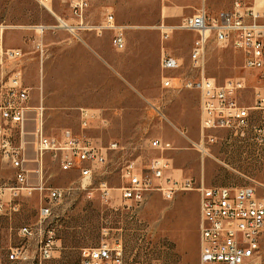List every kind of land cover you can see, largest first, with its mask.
Segmentation results:
<instances>
[{
	"label": "rangeland",
	"instance_id": "rangeland-1",
	"mask_svg": "<svg viewBox=\"0 0 264 264\" xmlns=\"http://www.w3.org/2000/svg\"><path fill=\"white\" fill-rule=\"evenodd\" d=\"M233 1L89 0L85 22L100 25L111 12L116 24L127 26L125 48L110 51L109 75L114 81H110L107 92L102 68L79 58L76 49V43H91L97 32L71 31L62 25V21L76 24L68 2H53L54 15L36 0H0V24L6 26L4 44L23 51L21 58L8 65L21 71L24 85L30 89V103L41 100L46 77L56 90L51 108H47V134L62 138L63 131L58 128L64 126L71 127L65 134L84 132L99 146L118 142V148L108 150L107 162L93 174L89 192L80 188L78 168L64 171L51 155L45 157V185L67 190L66 198L46 220L57 236V251L50 264H78L82 248L116 240L123 243L130 262L199 264L198 193L178 192L168 200L152 191L141 206L128 207L130 201L122 198L119 187L129 159L148 165L163 155L170 158V174L177 178H192L205 186L253 185L257 195L264 198V141L230 135L229 130L221 129L213 131L215 142L200 146L199 92L184 87L186 78L201 75L190 61L195 34L176 30L163 39L157 28L162 22L178 24L204 4L210 12H217L229 9ZM40 26L46 28L41 31ZM110 33L96 38L100 47L103 43L111 47ZM37 43L42 44L43 52ZM161 51L179 58L181 66L162 71ZM6 70H0V79ZM163 74L178 78L171 88L162 87ZM204 74L218 83L228 78L244 79L245 88L238 98L248 106L254 104L255 91L261 87L259 72L244 67L241 52L215 41L206 47ZM36 84L37 93L33 89ZM64 85L70 96L57 92ZM81 108L96 113L100 120L83 130ZM155 138L169 141L172 148H154ZM103 180L113 188L109 201H103L96 190ZM13 184L15 169L0 154V185ZM42 197L38 190L18 194L12 202L14 208L0 214V264H9L8 247L22 242L18 229L39 221ZM262 246L264 259V231Z\"/></svg>",
	"mask_w": 264,
	"mask_h": 264
},
{
	"label": "built area",
	"instance_id": "built-area-1",
	"mask_svg": "<svg viewBox=\"0 0 264 264\" xmlns=\"http://www.w3.org/2000/svg\"><path fill=\"white\" fill-rule=\"evenodd\" d=\"M54 15L53 2H68L71 12L77 19L74 30H95L102 34L112 32L113 45L125 48L127 26L116 24L114 14L109 12L100 25L85 22V12L89 0H36ZM205 1V0H200ZM67 28L69 25L66 26ZM0 24V70L22 57L19 47H7L4 44V29ZM41 31L46 27L40 26ZM163 39H168L176 30L195 34L190 51L193 67L201 71L198 79L186 78L184 87L196 89L201 96L200 146L215 142L213 131L227 129L230 135L250 136L258 142L264 141V0H234L229 9L210 12L201 6L195 13L184 16L178 24L164 22L157 27ZM69 29V28H68ZM210 41L222 46H232L241 52L246 69L259 72L261 87L255 91L254 104L251 106L239 102V94L245 88V80L228 78L218 83L215 78L204 74L206 47ZM43 52L41 44L37 45ZM160 65L162 71L177 69L181 66L179 58L162 52ZM162 86L171 88L173 76L162 75ZM29 90L22 82L19 69H12L0 81V150L3 158L15 169V184L0 185V214L9 212L13 201L7 200L10 191L38 190L42 197L39 221L26 224L18 229L22 242L8 247L6 260L9 264H50L57 251V236L50 221L53 208L67 195L62 187L46 186L44 182L43 161L47 153L59 161L62 170L73 167L80 170V186L89 190L94 173L107 162L108 150L118 148V142L108 147L99 146L87 134L76 135L67 132L63 138L46 134L44 128V108L36 109V128L33 132L34 153L29 158L25 142L16 143L12 134L15 129L24 131L28 117ZM86 116V113L83 112ZM260 120L256 121L257 118ZM86 118V117H85ZM87 126L86 120L83 127ZM152 146L160 151L169 150V141L155 138ZM34 161L36 168L29 167ZM170 158L163 155L150 160L145 167L138 159H129L122 169L125 179L119 187L124 200L132 205H140L146 194L158 191L165 199L181 191L199 193V264H264L262 232L264 231V198L257 195L253 185L246 186H205L197 185L192 178L170 175ZM40 175V180L31 182L30 174ZM100 198L109 201L113 188L106 181L97 186ZM78 264H143L130 262L121 241L102 242L94 247H84L80 251ZM151 264H161L153 262Z\"/></svg>",
	"mask_w": 264,
	"mask_h": 264
},
{
	"label": "crops",
	"instance_id": "crops-1",
	"mask_svg": "<svg viewBox=\"0 0 264 264\" xmlns=\"http://www.w3.org/2000/svg\"><path fill=\"white\" fill-rule=\"evenodd\" d=\"M76 23H77V19H76ZM69 30H70V28H69ZM79 30H85V29H79ZM106 32H111V31L105 30L102 34L96 33V36H97L96 38H99V37L103 36L104 33H106ZM96 38H93L91 40V43H88V44H85V45L82 44V43L81 44L80 43H76V49L78 50L77 53L79 54V58H82V59L86 58L88 60L89 65H91L92 67H100V68H102V70H103L102 78L105 81V85L103 86L105 88H103V89H106L107 92H109V88H110L109 87L110 86L109 83H110V81H111V83H113V81H114V78L110 77V75H109L110 74L109 71H110V68H111L110 67L111 66L110 51L112 52L114 49H117V48L112 43V32L110 33L111 47H108V45H107V48H106V46H105L106 44L103 43V45H101V47H102L101 48L100 47L101 43H99L96 40ZM38 44H41V43H37V45ZM125 46H126V43H125ZM162 52L163 51H161V55H162ZM160 60H161V57H160ZM3 68H5L7 70H6L5 73H3L2 78H3V76H6L9 73L10 70L16 69V67H9V65L4 66ZM111 76H112V74H111ZM2 78L0 79V81L2 80ZM177 79H178L177 77L173 76V82L174 83L177 81ZM22 82H23V75H22ZM23 85H24V82H23ZM33 89L37 93L38 85L36 84L33 87ZM28 90H29V100H28L29 111H28V117H27V119H26V121L24 123V131L20 132V130L17 128V129H15V132L12 134V137L15 139L16 143H19L20 140L25 142V145H26V148H27V154H28L29 158L33 159L34 156H35L33 132H34V130L36 128V109L39 107V105L43 106V108H44V128H45V132L47 134V125H46V123H47V110H48L47 108H51V98L55 95V91L56 90L52 89L51 81H50V79H48L46 77L45 81L43 83V89H42V93H41V100L39 102H37L35 105H32L30 103V101H31V93H30V89H28ZM191 90H196V89H191ZM57 92H59V94L63 93L62 94L63 96H64V94L70 96L69 89L67 88L66 91H65V85L62 86V88H60V90H58ZM107 95H109V93H107ZM44 99H46V104L47 105L45 104ZM199 106H200V118H201V96H200V92H199ZM81 109L83 111V109H85V108H81ZM84 113H86V116L83 115V120H82V128H83V130L87 129L90 126L91 122L95 121L96 119H98V121L100 120V117L97 116L96 113H90V112H84ZM84 120H86V122H87V126L86 127H83V121ZM101 121L104 122L105 120L101 119ZM0 122H1V119H0ZM199 127H200V122H199ZM70 128L71 127H64V126H61L60 128H58V130L60 129L61 131H63L61 133L62 134L61 135L62 138L64 137L63 135L65 134L66 129H70ZM48 135H50V134H48ZM50 136H52V135H50ZM57 138H60V137H57ZM0 154L2 156L1 150H0ZM47 155H51L52 156L51 153H47L45 155V157ZM45 157H44V159H45ZM55 160L58 161L57 159H55ZM58 163H59V161H58ZM28 165L31 168H36L37 167V163L34 162V161H30L28 163ZM148 165H144V166L147 167ZM73 168H77V167H73ZM73 168H71L70 170H72ZM43 170H44V161H43ZM70 170H67V171H70ZM170 172H171V170L169 171V174H170ZM79 175H80V170H79ZM170 175L174 176V173L170 174ZM45 176H46V173L44 172L43 177H45ZM40 178H41L40 175H37V174H34V173L30 174V180L32 182H34V183L38 182L40 180ZM82 190H84V189L82 188ZM96 190H97V188H96ZM181 192H184V191H181ZM22 193L31 194L32 191H17V192L10 191L8 193V195H7V200L8 201L16 200L17 199V195L18 194H22ZM127 205H128V207H133L134 209H136L139 206H141V204L140 205H132L131 206V203H127ZM198 213H199V193H198ZM198 217H199V215H198Z\"/></svg>",
	"mask_w": 264,
	"mask_h": 264
},
{
	"label": "bare ground",
	"instance_id": "bare-ground-1",
	"mask_svg": "<svg viewBox=\"0 0 264 264\" xmlns=\"http://www.w3.org/2000/svg\"><path fill=\"white\" fill-rule=\"evenodd\" d=\"M57 17H59V16H57ZM62 25H63V26H67V25H69L68 28H70V29H74V28H75L73 25L67 24V23L64 22V21H62Z\"/></svg>",
	"mask_w": 264,
	"mask_h": 264
}]
</instances>
